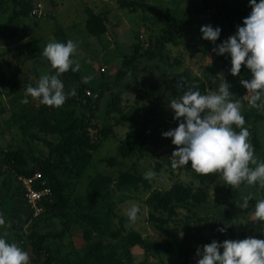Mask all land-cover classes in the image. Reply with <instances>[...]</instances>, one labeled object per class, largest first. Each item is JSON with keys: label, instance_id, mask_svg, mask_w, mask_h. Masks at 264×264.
Wrapping results in <instances>:
<instances>
[{"label": "rangeland", "instance_id": "obj_1", "mask_svg": "<svg viewBox=\"0 0 264 264\" xmlns=\"http://www.w3.org/2000/svg\"><path fill=\"white\" fill-rule=\"evenodd\" d=\"M28 1L32 7L42 4V14L31 16L29 13L27 17L16 20L17 38L23 41L18 50H23L25 42L36 40L43 51L49 41L56 40L55 32L62 30L67 40L78 44L73 59L80 64L83 76L89 77V82H100L109 89L98 99L99 91L83 88L65 72L60 75L66 92L76 89L75 97L86 116H89V108H95L88 130L92 139L99 143L93 153V161L83 169L80 177L59 172L70 182L65 191L72 202L66 213L70 223L67 234L61 239L55 238L64 231V223L57 217L48 216L36 223L22 214L21 210L27 208L24 198L17 192L22 182L10 173L8 166L0 168V213L6 221L0 226V234H6L9 242H15L28 251L30 264H44L49 254L53 257V264H78L80 257L87 252L82 238L83 227L77 221L73 208L78 199L86 209L93 208L102 225L111 231L120 227L119 219L128 216V209L133 204L139 205L141 211L137 219L124 221L120 238L103 237L104 244L113 246L118 252L120 243L130 231L139 233L147 242H159L164 246L160 254H147L142 247L132 248L133 264H196L199 258L197 248L214 239L222 242L249 236L264 238V221L255 220L253 215L257 201L264 199V184L248 185L245 182L233 187L225 184L222 175L216 182L201 183L190 162L189 165L172 167L170 156L178 146L172 144L171 138L162 136L163 132L178 126L169 105L172 98L186 90L175 82L181 77L185 85L204 84L208 93L218 89L222 82L218 74L222 73L231 85L230 91L235 94L232 98L241 101V111L250 110L264 116V104L259 108L249 105V92L237 97L236 85L240 75L230 74L227 54L212 52L216 44L236 32L237 25H242L243 19L251 12L249 0H223L218 7L210 0H0V22L14 16L23 7L22 3ZM129 2L174 12L180 21L189 18L191 25L185 26L184 31H178L177 26L172 27L170 17H160L140 7L124 5ZM90 11L107 17L105 34H88L85 24ZM207 24L222 29L215 44L210 41L209 55L203 53L202 36L196 33ZM169 31L177 45L167 43L158 50L155 41L167 36ZM8 40L0 37V61L8 60L16 66L14 57L17 51L15 47L8 48L11 46ZM152 51L154 56H147L146 53ZM135 54L139 56L134 57ZM21 70L13 87L0 88V160L6 152L22 149L30 158H50L56 163V155H50V149L32 136L53 143H57L59 138L46 135L37 127L28 128V122L37 116L42 103L31 96L28 97L29 103H23L26 87L29 84L35 86L39 78L51 73L52 69L46 59L40 58L25 62ZM111 95L119 96V103L107 109ZM45 117L49 119L47 115ZM63 117L57 112L55 118L49 120L53 123ZM104 127L112 130L109 137L103 136ZM138 129L145 132L142 153L122 158L119 153L121 142ZM255 131L262 144L255 155L264 160V121L258 123ZM249 132V137L253 136L252 128ZM67 161L74 170L81 167L80 164L74 166L70 159ZM124 171L140 175L147 180L148 187L140 184L137 189L129 186L118 189L111 185L101 199L90 197L88 183L91 178L102 174L116 180ZM178 183L202 189L208 195L207 202L190 210L177 209L176 215L165 226L166 233L157 237L156 224L149 219V214L156 212L150 198ZM246 196L251 198L247 208H243L241 205ZM17 211L20 212L19 219L15 218ZM155 215L166 216L160 212ZM221 227L226 231H218ZM34 233L45 236V251H39L35 245ZM94 238H97L96 234Z\"/></svg>", "mask_w": 264, "mask_h": 264}, {"label": "trees", "instance_id": "obj_2", "mask_svg": "<svg viewBox=\"0 0 264 264\" xmlns=\"http://www.w3.org/2000/svg\"><path fill=\"white\" fill-rule=\"evenodd\" d=\"M223 0H210L212 4L218 7L219 3ZM23 7L12 17H10L6 22H0V37H5L10 41H13L17 35V26L15 24L16 20L20 17H27L31 11L32 3L29 1L27 3H22ZM127 7H140L143 10H148L160 17H170L172 27H178V31H184L185 26L191 25L189 18L185 21H180L176 18L174 12L164 11L155 8H146L135 2H129L124 4ZM107 17L101 14H95L92 11L88 13L86 20V30L89 35L99 36L107 32L105 22ZM181 22L182 25L178 26ZM196 33L201 34L200 30H196ZM55 38L57 41L66 42V36L62 30H57L55 32ZM203 43V53L209 55L211 51V43L206 39H202ZM167 43H172L177 45V41L172 38V32H168L167 36L158 38L155 41V47L158 50H162L164 45ZM23 50H18L19 47L14 48L17 51L15 58L16 66L8 60L0 61V88H10L16 84L18 77L21 75V66L28 61L44 58L43 51L40 48L36 40H30L23 44ZM11 50H7L10 52ZM147 56H154V52H147ZM135 54L134 57H138ZM48 61V60H47ZM51 73L55 72V69L51 66ZM69 76L73 77L83 88L89 89L91 92L99 91L98 99L103 97L104 92L109 88H104L100 82H84V76L79 71L68 70ZM241 78L250 79L251 73L246 66H242L240 72V78L237 82V97L244 96L248 91L239 83ZM175 82L178 81L175 79ZM187 85H185L186 87ZM189 86V85H188ZM198 87L202 93L205 92L204 84H198ZM96 103V102H95ZM119 103V96H110L109 102H107L108 107H116ZM85 111V110H84ZM79 106L78 98L75 96H70L66 102L60 107L48 106L42 104V109L38 112L37 116H33V120L28 122V128L37 127L40 132L46 135H53L59 138L57 143L47 141L38 136L33 135L32 138L35 140L42 141L49 149L50 155H56V163L51 161L50 158L47 159H37L30 158L22 149L8 151L5 156L0 160V168L3 166H8L9 171L16 178L32 177L34 174L39 173L40 179L35 184L36 187H40L41 182L50 188L51 195L42 201L43 212L38 217H33L29 207L21 210L22 214L26 216L27 219L32 218L37 221L43 220L48 216H54L59 218L64 223V231L57 234L55 238H63L69 229V218H67V210L72 206V202L66 195V189L69 187L70 182L66 178H62L59 172L67 173L69 176L80 177L83 173V169L91 164L93 161V153L98 149L99 143L95 142L88 130L89 125L94 117L95 108H89L87 111L89 116L85 115V112ZM57 112L63 114L62 120H57L55 122H50V118L54 119ZM245 118V125L249 130L250 119L253 117V136L249 137V141L254 146L255 154L262 148L261 140L257 137L256 128L260 121H264V116L255 114L254 112L246 113L242 112ZM47 115V117H45ZM235 127V125H233ZM239 131V128H236ZM103 136L109 137L112 130L108 127H104ZM145 132L144 129H138L131 135L127 136L120 144L119 153L122 158H128L134 153H142L145 145ZM138 149V150H137ZM67 159H70L74 166L78 164L81 165L80 168L74 170L70 166ZM221 174L219 172L210 174H200L197 173V179L201 183H213L219 179ZM142 184L144 187H148L147 180L142 178L140 175L128 171L120 173L118 178L114 180L111 176L97 174L90 179L88 186L90 189L91 198H102L104 191L111 185L118 189L123 187H132L137 189L138 186ZM19 194H24V189L22 185L19 186L17 191ZM208 195L200 188L193 187L190 185L183 184H173L169 190L163 193H157L151 196L150 201L153 203V209L156 212L164 213L163 215H155V213L149 214L150 221L156 224L158 229L157 237H160L163 233H166V224L169 219H172L176 213L177 209H188L190 210L195 205H203L207 202ZM25 201V200H24ZM26 203V202H25ZM75 217L80 225L83 227L82 238L86 243L87 252L83 257H80L78 264H133L131 257V249L134 247H142L149 253L160 254L164 251V246L159 242H147L142 238V236L135 232L130 231L123 238L120 243V252L116 250L113 246H107L103 242V237L109 235L111 239L120 238V234L123 231L122 224L124 221L129 220V217L120 218V227L111 231L108 227L102 225V221L99 218L97 212L93 208L86 209L85 206L75 200L73 205ZM20 212L17 211L15 218L19 219ZM14 227V226H13ZM18 228V226H15ZM97 238H94V235ZM36 239L35 244L39 251L42 249L45 251L44 239L45 236L34 233L32 238ZM47 252V250H46ZM53 257L49 254L44 264H53Z\"/></svg>", "mask_w": 264, "mask_h": 264}, {"label": "clouds", "instance_id": "obj_3", "mask_svg": "<svg viewBox=\"0 0 264 264\" xmlns=\"http://www.w3.org/2000/svg\"><path fill=\"white\" fill-rule=\"evenodd\" d=\"M249 6L251 12L243 19L242 25H237L236 32L216 44L212 52L227 54L233 76L240 75L242 66L250 70L251 78H241L239 83L250 93L249 105L259 108L264 104V0H249ZM221 31L220 27L211 24L200 28L202 39L214 44ZM77 48V42L71 39L66 42L52 40L46 44L43 56L55 72L43 74L35 86L29 84L23 103H29L28 97L31 96L42 104L60 107L70 96L77 94L75 88L66 92L60 79V75L70 69L74 72L80 70V64L73 59ZM218 75L222 81L218 89L206 94L198 87L188 85L183 90V77L177 82L183 94L172 98L169 106L178 126L162 133L178 146L170 156L172 167L189 165L190 162V167L197 173L219 172L225 184L233 187L245 182L248 185L264 184V160L256 157L249 141L250 132L244 127L241 101L232 98L235 94L230 91L231 85L222 73ZM88 79L84 77V82ZM250 198L244 197L241 207L247 208ZM140 211L139 205L133 204L127 212L129 220L134 222ZM253 215L255 220L264 221V199L257 201ZM5 223L0 213V226ZM218 231L223 233L226 228L221 227ZM196 255L199 257L196 264H264V238L249 236L222 242L214 239L197 248ZM0 264H30V255L17 243L9 242L6 234H0Z\"/></svg>", "mask_w": 264, "mask_h": 264}, {"label": "built area", "instance_id": "obj_4", "mask_svg": "<svg viewBox=\"0 0 264 264\" xmlns=\"http://www.w3.org/2000/svg\"><path fill=\"white\" fill-rule=\"evenodd\" d=\"M30 14L31 16H40L42 14V4L37 3L33 5ZM39 179V173L34 174L32 177H24L20 179L24 189L23 198L33 217L41 215L43 212L42 201L51 195V190L45 182H41L40 187L35 186Z\"/></svg>", "mask_w": 264, "mask_h": 264}, {"label": "crops", "instance_id": "obj_5", "mask_svg": "<svg viewBox=\"0 0 264 264\" xmlns=\"http://www.w3.org/2000/svg\"><path fill=\"white\" fill-rule=\"evenodd\" d=\"M93 12V11H92ZM94 13V12H93ZM4 23V22H3ZM17 35H18V31H17ZM17 35H16V37H15V39L13 40V41H10V40H8L9 41V43L11 44V46H8V48L9 49H11L12 47H19V45H21V43H23V41H21L20 39H18L17 38ZM38 42V41H37ZM39 44V43H38ZM243 112H246V113H251L252 111H250V110H246V111H243ZM251 121H250V124H249V128H253V126H255L253 123H252V120H253V117H251V119H250Z\"/></svg>", "mask_w": 264, "mask_h": 264}]
</instances>
